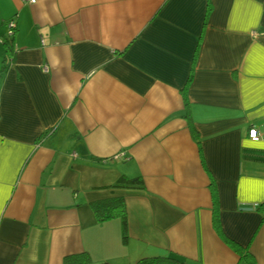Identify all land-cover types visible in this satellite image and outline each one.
Listing matches in <instances>:
<instances>
[{"label": "crops", "instance_id": "obj_1", "mask_svg": "<svg viewBox=\"0 0 264 264\" xmlns=\"http://www.w3.org/2000/svg\"><path fill=\"white\" fill-rule=\"evenodd\" d=\"M0 38V264H264V0H0Z\"/></svg>", "mask_w": 264, "mask_h": 264}, {"label": "trees", "instance_id": "obj_2", "mask_svg": "<svg viewBox=\"0 0 264 264\" xmlns=\"http://www.w3.org/2000/svg\"><path fill=\"white\" fill-rule=\"evenodd\" d=\"M210 10H211V4L209 1L207 11L209 12ZM6 39H4L3 41L7 45L3 68H5L8 65L7 59L8 60L13 59V56L15 53L13 37L12 36L10 38L6 37ZM190 80L191 79H189V81ZM186 88H187V85H186ZM116 184L120 186H127V187H143L144 181L141 176H137V177L121 176L116 182ZM214 197L217 198L215 189H214ZM93 207L100 221L112 218L114 216H121L123 227H124L123 236L124 238L127 237V234H126L127 221H126V214H125V204H124V199L122 197H113V198H108L104 200H99L93 203ZM260 210H262L263 217H264V201L262 202L260 206ZM137 264H183V261L174 256L159 255V256L141 258L140 260H138Z\"/></svg>", "mask_w": 264, "mask_h": 264}, {"label": "built area", "instance_id": "obj_3", "mask_svg": "<svg viewBox=\"0 0 264 264\" xmlns=\"http://www.w3.org/2000/svg\"><path fill=\"white\" fill-rule=\"evenodd\" d=\"M24 1H29V2H32V3L36 2V0H24ZM16 26H17V24H16V21H14V20H12V21H10L8 23L7 31H8V35L9 36H13L14 35L15 30H16ZM0 41H2L1 38H0ZM45 68H47V66H45ZM120 155L122 156L123 154H117L115 157H119Z\"/></svg>", "mask_w": 264, "mask_h": 264}]
</instances>
